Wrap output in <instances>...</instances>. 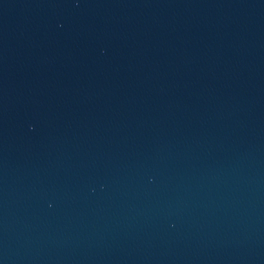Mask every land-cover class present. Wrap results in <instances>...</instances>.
I'll list each match as a JSON object with an SVG mask.
<instances>
[{"label":"water","instance_id":"obj_1","mask_svg":"<svg viewBox=\"0 0 264 264\" xmlns=\"http://www.w3.org/2000/svg\"><path fill=\"white\" fill-rule=\"evenodd\" d=\"M0 264H264V0H0Z\"/></svg>","mask_w":264,"mask_h":264}]
</instances>
